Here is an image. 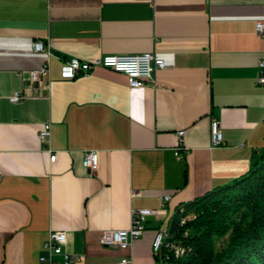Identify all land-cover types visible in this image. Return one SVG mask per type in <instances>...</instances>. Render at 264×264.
I'll return each instance as SVG.
<instances>
[{
  "label": "crops",
  "instance_id": "0c3cea01",
  "mask_svg": "<svg viewBox=\"0 0 264 264\" xmlns=\"http://www.w3.org/2000/svg\"><path fill=\"white\" fill-rule=\"evenodd\" d=\"M263 19L256 0H0V264H39L50 232L66 234L78 264H156L152 243L175 208L264 156ZM35 42L51 52L47 91L29 83L46 62ZM144 53L164 68L140 89L103 68L60 77L73 58ZM18 93L23 101L10 103ZM45 124L54 163L38 140ZM180 131L186 152L176 157ZM87 151L98 154L94 174L82 166ZM141 209L157 214L128 250L99 245Z\"/></svg>",
  "mask_w": 264,
  "mask_h": 264
},
{
  "label": "trees",
  "instance_id": "16d2710c",
  "mask_svg": "<svg viewBox=\"0 0 264 264\" xmlns=\"http://www.w3.org/2000/svg\"><path fill=\"white\" fill-rule=\"evenodd\" d=\"M156 264H264V156L230 184L179 204Z\"/></svg>",
  "mask_w": 264,
  "mask_h": 264
},
{
  "label": "built area",
  "instance_id": "2783aa9c",
  "mask_svg": "<svg viewBox=\"0 0 264 264\" xmlns=\"http://www.w3.org/2000/svg\"><path fill=\"white\" fill-rule=\"evenodd\" d=\"M264 3V0H256ZM255 32L257 35L264 37V19L255 24ZM35 54H44L46 62L36 70L29 74V83L38 85L44 91L49 89V65L48 61L51 57L49 46H45L42 42H35L32 46ZM103 68L111 70L115 73L122 74L127 80L130 89H140L148 83H153V75L157 70L164 68V62L156 58L153 54L144 53L134 56H102L90 61H81L77 58L70 59L63 63L60 70V77L63 81H72L77 78H87L93 70ZM258 76L256 84L264 87V57L258 62ZM22 94H14L9 98L12 104H18L23 101ZM264 122V118H263ZM185 132L177 133L178 143L174 149L176 157L181 152H186L184 148ZM51 137V126L45 124L38 134L40 144L46 148L49 154V162L54 163L56 154L49 147ZM210 142L211 148H218L223 145L222 133L218 122L213 121L210 124ZM82 166L89 173L94 174L98 170V154L96 151H87L83 153ZM1 179V172H0ZM169 198H164L163 202H167ZM157 212L148 209H141L131 212L130 226L126 230L105 231L99 238L98 243L105 248H117L126 251L130 248L131 242L142 237L148 218L156 215ZM164 236V230H159L152 243V251L155 240H159ZM67 243V236L63 232H50L47 240L43 245V254L39 257V264H78L84 256L82 254L70 253L64 250ZM60 260V261H58ZM118 264H131L130 258L123 257Z\"/></svg>",
  "mask_w": 264,
  "mask_h": 264
},
{
  "label": "bare ground",
  "instance_id": "6f19581e",
  "mask_svg": "<svg viewBox=\"0 0 264 264\" xmlns=\"http://www.w3.org/2000/svg\"><path fill=\"white\" fill-rule=\"evenodd\" d=\"M165 238H166V232H164V236L160 237L159 240H155V244L153 247L154 254H157L159 252V249L162 246V243H163Z\"/></svg>",
  "mask_w": 264,
  "mask_h": 264
}]
</instances>
